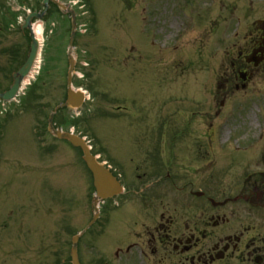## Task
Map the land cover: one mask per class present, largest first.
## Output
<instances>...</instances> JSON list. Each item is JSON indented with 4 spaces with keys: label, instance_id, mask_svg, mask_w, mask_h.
Listing matches in <instances>:
<instances>
[{
    "label": "rangeland",
    "instance_id": "rangeland-1",
    "mask_svg": "<svg viewBox=\"0 0 264 264\" xmlns=\"http://www.w3.org/2000/svg\"><path fill=\"white\" fill-rule=\"evenodd\" d=\"M59 1L73 5L77 13L72 49L78 58L74 81L80 79V88L86 89L91 98L77 112L62 111L56 116L58 125L68 128L70 119L79 118L78 132L87 137L94 151L101 152L103 161L122 174L135 197L137 185L152 181L153 175L165 180L167 170L153 172L152 164L170 165L171 179L177 181L182 175L193 176L190 172L202 165L232 166V171H240L241 163H230L229 158L244 157L241 142H210L211 136L215 139L224 133L226 137L241 128L232 127L233 120L227 116L232 99L225 98L226 105L221 109L224 91L218 92L214 100L210 94L205 97L201 88L211 69L212 56L218 49V54L223 51L220 47L209 41L198 43L200 30L189 32L182 43L172 42L174 30L136 24L131 14L121 11L118 0ZM41 2L0 0V23L11 21L6 3L11 9L20 8L16 14L19 16L28 13V9L42 11ZM41 23L44 48L39 72L32 81L37 79V83L26 87L20 105L10 106L5 114L0 109V264H59L61 258L69 257L72 236L92 219L91 174L81 163L76 148L66 139H56L47 128L48 115L66 97L71 17L57 8L55 12L50 5ZM4 27L3 32L11 30ZM29 35L26 29V49L30 46ZM0 44H4L2 39ZM197 49L201 62L195 72H187L185 84L181 70L186 67L182 60L189 59ZM11 66L8 56L0 53V89L10 84ZM212 79L209 87L216 83ZM200 99L203 105L197 103ZM263 103L264 93L247 97L243 107ZM195 136L200 139L197 145ZM183 139L189 141L187 154L182 153L184 143H188ZM211 154L217 157L212 158ZM183 155H189L188 159ZM233 176L228 174L229 178ZM155 186L153 182L143 196ZM178 192L173 187L172 194L177 196ZM135 213L132 204L118 208L108 201L99 218H107L106 227L95 224L92 235L88 236V231L81 244L94 234L93 242L102 249L100 237H113L124 230L126 221L132 230L142 229L144 223L140 219L139 227L132 223ZM121 243L124 241L112 242L107 255ZM85 251H81L82 258L88 256Z\"/></svg>",
    "mask_w": 264,
    "mask_h": 264
},
{
    "label": "flooded vegetation",
    "instance_id": "flooded-vegetation-1",
    "mask_svg": "<svg viewBox=\"0 0 264 264\" xmlns=\"http://www.w3.org/2000/svg\"><path fill=\"white\" fill-rule=\"evenodd\" d=\"M132 2L127 6L131 13L146 9L152 26L174 30L171 40L189 29L201 31L197 37L201 44L226 45L221 59L214 57L210 64L216 83L209 94L214 100L219 89L234 102L264 92V0ZM261 106L257 120L264 126V103ZM240 108L235 103L232 110ZM252 124L243 127L242 135H233L234 140L242 139L245 153L237 158L244 165L235 177H228L229 167L202 165L190 172L193 176L160 182L150 190L148 198L156 203L148 209L142 229L117 232L114 243H124L116 248L114 263L264 264V133L258 134ZM193 141L197 145L200 139L196 136ZM214 141L211 136L210 142ZM190 147L193 154L191 143ZM173 187L181 191L179 197L172 194ZM104 237H100L102 248L109 251L112 239ZM94 240V235L88 238L86 251L96 248Z\"/></svg>",
    "mask_w": 264,
    "mask_h": 264
},
{
    "label": "water",
    "instance_id": "water-1",
    "mask_svg": "<svg viewBox=\"0 0 264 264\" xmlns=\"http://www.w3.org/2000/svg\"><path fill=\"white\" fill-rule=\"evenodd\" d=\"M34 15L38 17L42 16V14H36V13L30 15L29 18L27 19V26L30 25L31 18ZM74 26H75V23H74ZM32 40H33V43L31 46L30 53H29V57L26 63L20 69V71L15 75V85L9 92L4 93L2 95L6 99H9L15 95V93L18 90L21 80L24 78V76L28 74V72L32 68V65L34 63V60L38 52V41L37 39H35L33 35H32ZM73 68H74V59L72 58V56H70L69 96H68L67 102L65 103V105H68V106H74L78 102H81L83 99V94L75 93L71 88V78H72ZM53 132L57 137L69 139L74 145L82 147L83 152H84V159L94 176V185L97 190V196L94 198V204L96 206L98 204L99 198H106L108 196H112L120 190V186L116 178L113 176V174L108 169H106L102 164H100L96 160V158L91 154L87 144L84 142L83 139H81L80 137L76 135L70 134L68 132H60L55 129H53ZM72 256H73L74 264H79L77 253H76V247H74L73 249Z\"/></svg>",
    "mask_w": 264,
    "mask_h": 264
},
{
    "label": "bare ground",
    "instance_id": "bare-ground-1",
    "mask_svg": "<svg viewBox=\"0 0 264 264\" xmlns=\"http://www.w3.org/2000/svg\"><path fill=\"white\" fill-rule=\"evenodd\" d=\"M33 30L36 34V36H38V38L40 39V41L42 42L43 39V32H44V26L42 25L41 21H37L34 26H33ZM41 59H38V62L36 63V67L35 70L31 72V74L29 75V77L25 80L24 84H27L31 81V78L34 77V74L36 72V68L39 67V63H40Z\"/></svg>",
    "mask_w": 264,
    "mask_h": 264
}]
</instances>
